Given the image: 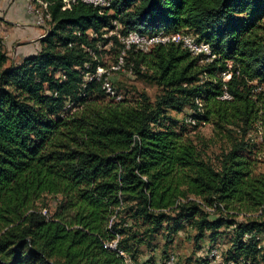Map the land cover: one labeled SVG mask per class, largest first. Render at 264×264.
Segmentation results:
<instances>
[{
  "label": "trees",
  "instance_id": "16d2710c",
  "mask_svg": "<svg viewBox=\"0 0 264 264\" xmlns=\"http://www.w3.org/2000/svg\"><path fill=\"white\" fill-rule=\"evenodd\" d=\"M45 1L52 20L38 53L8 65L0 37V264H157L140 260L143 246L164 264L186 225L196 244L231 229L220 264H264V173L254 170L249 136L264 127V0H112L103 12ZM132 31L191 33L215 57L203 62L175 43L133 46L126 65L162 92L114 101L87 76L107 68L106 52L117 61L119 35ZM187 107L193 128L212 121L224 131L216 161L167 122L169 109ZM230 209L256 216L238 222Z\"/></svg>",
  "mask_w": 264,
  "mask_h": 264
},
{
  "label": "rangeland",
  "instance_id": "374dc122",
  "mask_svg": "<svg viewBox=\"0 0 264 264\" xmlns=\"http://www.w3.org/2000/svg\"><path fill=\"white\" fill-rule=\"evenodd\" d=\"M264 22V20H263ZM50 27V24L49 26ZM1 32V31H0ZM3 39L7 40L6 34L2 33ZM18 40H15L17 42ZM20 44V43H19ZM24 43H21L23 45ZM27 44V43H25ZM7 54L9 56L8 65L12 64V53L14 47L11 48L5 46ZM109 50L108 47H106ZM116 52L108 51L103 54V59L106 62L107 67H111L115 62ZM231 63V62H230ZM113 82L116 88L129 100H137L140 98L141 93L147 94L152 100L156 99V96L162 92L161 87L157 84L148 81L147 79L141 78L134 74H129L127 71H120L112 73ZM228 75H224V79L227 80ZM190 112V108L187 107L185 109H169L168 110V119L167 122L175 125V130L181 132L184 138L192 140L199 147H203L205 145L207 154L214 161H216V156L220 154L222 148L226 146L227 141L217 135L216 132H224L222 129H216L214 123L210 121L208 124L202 123L200 126L193 128L192 125L183 126V121H185L187 113ZM252 133L249 136L252 137L253 142L257 143V147L254 149V153L252 154V158L254 160V170L255 172L264 173V127L261 124L255 126V129L251 131ZM44 202L48 204L46 210H50V212H54L56 208V200L54 197H45ZM208 212H211V218H216L220 214H214V209L206 207ZM44 209V213H46ZM213 210V212H212ZM227 215H232L238 222L246 221L247 219L256 216L255 211H246L244 210H233L230 209L227 212ZM234 215V216H233ZM222 233L219 236V239L215 240V242L210 243L208 240L209 237H206V240L201 242V244H196L194 239V231L190 228V226L186 225L184 228H181L178 232L173 234V242L168 246L169 254H174L176 256V261L174 264H197L196 260L201 257H207L209 246L211 244L217 245L219 249L222 251H226V249L230 245V240L232 236L231 229L228 227H222L219 229ZM167 234L166 230L160 232V235L157 238V246L158 250H163V246L166 243V239L164 235ZM211 232H208L209 236ZM262 245H264V234L261 236ZM112 243V242H109ZM142 255L140 256V260H151L154 258L157 264H161L162 258L161 253H158L154 247H141ZM156 250V251H155ZM128 262V261H127ZM130 264V262H128Z\"/></svg>",
  "mask_w": 264,
  "mask_h": 264
},
{
  "label": "built area",
  "instance_id": "2783aa9c",
  "mask_svg": "<svg viewBox=\"0 0 264 264\" xmlns=\"http://www.w3.org/2000/svg\"><path fill=\"white\" fill-rule=\"evenodd\" d=\"M26 1V10L27 13L32 17L33 22L36 26L43 29V34L41 38L45 37L48 33L49 22L52 20V14L49 9L50 3L45 0H25ZM75 2L76 0H63L64 6L63 9L70 8V2ZM85 3L92 4L95 7H99L101 12L106 8L111 7L112 0H81ZM115 24H118L115 21ZM119 24L117 25V27ZM0 35L1 32H0ZM3 37V36H0ZM120 40L124 45V48L119 55L117 61L111 65V67H101L99 66L95 74L87 76L89 79L96 77L98 80L102 81V87L105 90V93L108 98L113 99L114 101H121L124 99V95L116 88L113 82L112 73L127 71L129 74H134L132 67L126 65L125 56L127 50L131 49L133 46L142 51L149 52L154 46L158 44H169L175 43L180 44L183 48L189 50L193 55H203V62L212 61L215 55L212 52V48L209 43L204 41H198L197 37L191 33L176 32V33H166L160 31L158 33L148 35L141 34L137 31H132L125 36H120ZM40 38V39H41ZM91 53H93L89 48H87ZM229 66L231 65L228 62ZM224 75H226L224 73ZM230 78V74H227ZM228 78V79H229ZM222 99H230L231 95L225 91L221 96ZM196 104L198 109L196 112L203 113L202 103L199 98L196 99ZM197 119L193 116H187L185 118V123L188 125L196 124ZM205 124V123H204ZM250 237V235H247ZM118 240H114L112 243H107V247L116 249ZM207 259L208 264H220L222 262V252L217 246H212L208 250ZM176 261V256L171 254L170 257L165 261L164 264H174Z\"/></svg>",
  "mask_w": 264,
  "mask_h": 264
},
{
  "label": "crops",
  "instance_id": "0c3cea01",
  "mask_svg": "<svg viewBox=\"0 0 264 264\" xmlns=\"http://www.w3.org/2000/svg\"><path fill=\"white\" fill-rule=\"evenodd\" d=\"M0 31L8 35L7 40L4 39L5 46L14 47L12 64L39 52L43 29L36 26L27 13L25 0H0Z\"/></svg>",
  "mask_w": 264,
  "mask_h": 264
}]
</instances>
